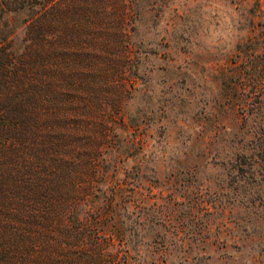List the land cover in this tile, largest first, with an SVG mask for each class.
I'll return each mask as SVG.
<instances>
[{
    "label": "rangeland",
    "instance_id": "rangeland-1",
    "mask_svg": "<svg viewBox=\"0 0 264 264\" xmlns=\"http://www.w3.org/2000/svg\"><path fill=\"white\" fill-rule=\"evenodd\" d=\"M131 3L133 84L84 244L97 264H264V0ZM0 18L18 44L24 11Z\"/></svg>",
    "mask_w": 264,
    "mask_h": 264
},
{
    "label": "trees",
    "instance_id": "trees-1",
    "mask_svg": "<svg viewBox=\"0 0 264 264\" xmlns=\"http://www.w3.org/2000/svg\"><path fill=\"white\" fill-rule=\"evenodd\" d=\"M131 4L0 0V16L25 13L18 44L0 34V264H97L83 229L101 220L105 158L133 84Z\"/></svg>",
    "mask_w": 264,
    "mask_h": 264
}]
</instances>
